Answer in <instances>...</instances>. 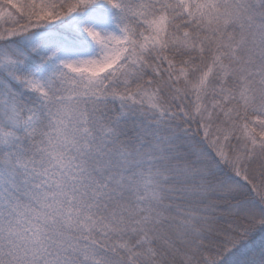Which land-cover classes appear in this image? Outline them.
<instances>
[{
    "label": "snow or ice",
    "instance_id": "6c2138e0",
    "mask_svg": "<svg viewBox=\"0 0 264 264\" xmlns=\"http://www.w3.org/2000/svg\"><path fill=\"white\" fill-rule=\"evenodd\" d=\"M0 264H264V0H0Z\"/></svg>",
    "mask_w": 264,
    "mask_h": 264
}]
</instances>
